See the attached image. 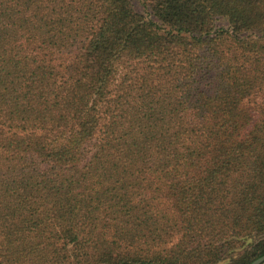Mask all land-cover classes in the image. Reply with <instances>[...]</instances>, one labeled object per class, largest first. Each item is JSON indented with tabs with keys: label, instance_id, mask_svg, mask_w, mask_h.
Masks as SVG:
<instances>
[{
	"label": "trees",
	"instance_id": "1",
	"mask_svg": "<svg viewBox=\"0 0 264 264\" xmlns=\"http://www.w3.org/2000/svg\"><path fill=\"white\" fill-rule=\"evenodd\" d=\"M263 255L264 0H0V264Z\"/></svg>",
	"mask_w": 264,
	"mask_h": 264
},
{
	"label": "water",
	"instance_id": "2",
	"mask_svg": "<svg viewBox=\"0 0 264 264\" xmlns=\"http://www.w3.org/2000/svg\"><path fill=\"white\" fill-rule=\"evenodd\" d=\"M264 262V255L261 257L256 258L255 260H253L252 262H250L249 264H261Z\"/></svg>",
	"mask_w": 264,
	"mask_h": 264
},
{
	"label": "rangeland",
	"instance_id": "3",
	"mask_svg": "<svg viewBox=\"0 0 264 264\" xmlns=\"http://www.w3.org/2000/svg\"><path fill=\"white\" fill-rule=\"evenodd\" d=\"M135 7L138 9V10H141L142 9V7H141V5L140 4H138V3H135ZM222 24H224V21H220Z\"/></svg>",
	"mask_w": 264,
	"mask_h": 264
}]
</instances>
